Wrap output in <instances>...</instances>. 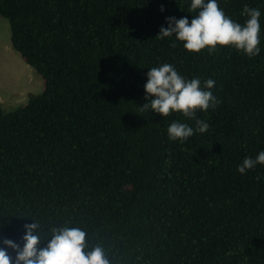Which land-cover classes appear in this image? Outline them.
I'll list each match as a JSON object with an SVG mask.
<instances>
[{"label":"trees","instance_id":"obj_1","mask_svg":"<svg viewBox=\"0 0 264 264\" xmlns=\"http://www.w3.org/2000/svg\"><path fill=\"white\" fill-rule=\"evenodd\" d=\"M190 2L0 0L14 49L44 88L0 108V248H22L25 225L38 222L39 247L53 228L79 226L109 264H264V165L237 171L264 150V0H218L240 24L245 5L261 10L253 58L161 39L165 17L191 22ZM163 63L215 81L217 107L196 112L209 130L183 143L167 127L194 119L141 107L147 72Z\"/></svg>","mask_w":264,"mask_h":264},{"label":"clouds","instance_id":"obj_2","mask_svg":"<svg viewBox=\"0 0 264 264\" xmlns=\"http://www.w3.org/2000/svg\"><path fill=\"white\" fill-rule=\"evenodd\" d=\"M190 9L196 12L191 22L187 16H167V26H161L158 36L161 39L175 37L189 53H200L205 49L211 53L217 46H232L249 58L261 54L262 12L259 8L243 7L240 15L247 17L244 24L227 16L219 7L218 0H191ZM160 11L163 13L166 8L161 5ZM214 86L212 79L202 84L199 78L188 79L179 74L174 65L163 63L147 72L144 85L147 103L141 107L163 118L178 112L187 119H194L195 128L180 121H173L167 127L168 139L183 143L194 134L209 130V123L196 119V112H207L210 108L215 110L219 101L211 91ZM257 165H264V150L254 158L245 157L237 166V171L243 175ZM3 227L4 223L0 224V228ZM39 229L38 222L25 225L22 248L15 241L5 239L3 243L6 247L0 248V264H109L101 247L88 250L87 232L83 228H53L51 239L43 248L39 247ZM8 248L15 251V259L9 255Z\"/></svg>","mask_w":264,"mask_h":264},{"label":"rangeland","instance_id":"obj_3","mask_svg":"<svg viewBox=\"0 0 264 264\" xmlns=\"http://www.w3.org/2000/svg\"><path fill=\"white\" fill-rule=\"evenodd\" d=\"M11 26L0 16V108L11 112L26 105L29 95L43 92L41 75L14 49Z\"/></svg>","mask_w":264,"mask_h":264}]
</instances>
